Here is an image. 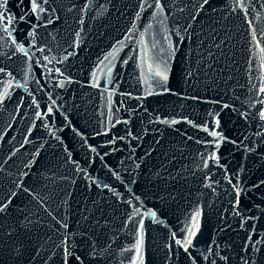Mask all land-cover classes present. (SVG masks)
Returning <instances> with one entry per match:
<instances>
[{"label":"water","instance_id":"1","mask_svg":"<svg viewBox=\"0 0 264 264\" xmlns=\"http://www.w3.org/2000/svg\"><path fill=\"white\" fill-rule=\"evenodd\" d=\"M40 8L0 0V264H264V0Z\"/></svg>","mask_w":264,"mask_h":264},{"label":"snow or ice","instance_id":"2","mask_svg":"<svg viewBox=\"0 0 264 264\" xmlns=\"http://www.w3.org/2000/svg\"><path fill=\"white\" fill-rule=\"evenodd\" d=\"M40 3H41V0H32V11L33 12H35V11H37L38 9L40 10V11H42L43 9L42 8H40ZM0 20H5V22L7 23L8 22V19H7V17H5V16H3V15H0ZM4 31H8V29L5 27L4 29H3ZM0 71H3L2 69H0ZM158 76H160L161 77V79H163V80H167V75H165L163 72H157L156 73ZM262 91H264V90H262ZM7 93H5V95H6ZM261 117L262 118H264V113H261ZM173 122H175V121H173ZM210 135H213V136H215L216 135V133L215 132H211L210 133ZM0 210H2V209H0ZM195 233H191V235H194ZM177 243H180V241H177ZM187 243H191V240L189 239L188 241H187Z\"/></svg>","mask_w":264,"mask_h":264}]
</instances>
